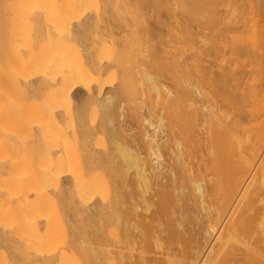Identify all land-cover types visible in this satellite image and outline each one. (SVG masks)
Listing matches in <instances>:
<instances>
[{"label": "bare ground", "instance_id": "bare-ground-1", "mask_svg": "<svg viewBox=\"0 0 264 264\" xmlns=\"http://www.w3.org/2000/svg\"><path fill=\"white\" fill-rule=\"evenodd\" d=\"M263 148L264 0H0V264H264Z\"/></svg>", "mask_w": 264, "mask_h": 264}, {"label": "rangeland", "instance_id": "rangeland-1", "mask_svg": "<svg viewBox=\"0 0 264 264\" xmlns=\"http://www.w3.org/2000/svg\"><path fill=\"white\" fill-rule=\"evenodd\" d=\"M176 11H177V14H178V15L176 14L177 16L175 15V18H176L177 20L179 19L178 21L182 22V21H181V18L183 17V20H184V16H181V15H183V14H181V12H180L179 10H176ZM176 11H175V13H176ZM175 13H174V14H175ZM179 16H181V18H180ZM193 25H194V24H193ZM194 26H195V25H194ZM195 27H196V26H195ZM195 27H194V28H195ZM164 31H165V30H163L162 33H163ZM164 33H165V32H164ZM167 81H168V80H166V82H167ZM168 82H169V81H168ZM263 155H264V148H263V150L261 151V154H260V158H259V159H261ZM257 163H259V160H258ZM222 221H223V220H222ZM220 224H221V226L219 225V229L227 228V227H232V225H233V226H236V229H238L239 231H240V228H241V230L244 229V231H241V232L244 233V234L246 233L245 236L247 235V232H248V235H249V232H250L249 228L247 229V227H245V226H241V225H240V226H238V227H239V228H238L237 225L233 224L232 222L229 223L227 217H226V219H224V222H222V223L220 222ZM229 224H230V225H229ZM244 227H245V228H244ZM245 231H246V232H245ZM234 243L237 244L238 242L235 241ZM253 253H254V254H253ZM247 254H248V256H249L251 259H253V260L255 259L254 261L260 260L259 257H258V255L260 256V253L257 251V249H256V250H255V249L249 250ZM257 254H258V255H257ZM255 255H256V256H255Z\"/></svg>", "mask_w": 264, "mask_h": 264}]
</instances>
